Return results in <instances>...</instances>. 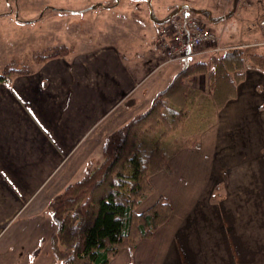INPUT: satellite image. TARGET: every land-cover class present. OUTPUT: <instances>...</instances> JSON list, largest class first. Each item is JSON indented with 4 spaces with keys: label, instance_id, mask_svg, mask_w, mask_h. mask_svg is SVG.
<instances>
[{
    "label": "crops",
    "instance_id": "crops-1",
    "mask_svg": "<svg viewBox=\"0 0 264 264\" xmlns=\"http://www.w3.org/2000/svg\"><path fill=\"white\" fill-rule=\"evenodd\" d=\"M115 2L107 10L120 6ZM120 2L127 25L144 17L133 15L130 3L150 19L151 36L138 37V48L103 43L71 50L0 83V264H59L50 248L52 200L101 163L108 135L144 112L180 63H210L204 51L164 64L155 42L161 23L201 17L226 48L260 44L248 52L264 55L258 26L264 0ZM191 81L207 93L206 76ZM149 184L151 194L135 212L164 198L167 221L108 264H264V74L247 67L215 123Z\"/></svg>",
    "mask_w": 264,
    "mask_h": 264
},
{
    "label": "trees",
    "instance_id": "trees-1",
    "mask_svg": "<svg viewBox=\"0 0 264 264\" xmlns=\"http://www.w3.org/2000/svg\"><path fill=\"white\" fill-rule=\"evenodd\" d=\"M69 51L53 48L35 61L39 65ZM247 67L264 74V55L235 49L211 57L209 64L186 65L144 112L108 135L99 166L66 186L49 205L56 226L50 248L59 264H108L120 249L133 250L167 221L170 207L164 198L135 212L151 194L149 178L167 172L169 159L215 123L217 110L235 97ZM34 69L8 64L0 83ZM197 76H206L208 93L192 85Z\"/></svg>",
    "mask_w": 264,
    "mask_h": 264
},
{
    "label": "rangeland",
    "instance_id": "rangeland-1",
    "mask_svg": "<svg viewBox=\"0 0 264 264\" xmlns=\"http://www.w3.org/2000/svg\"><path fill=\"white\" fill-rule=\"evenodd\" d=\"M115 1L0 0V72L8 64L15 69H34L37 66L35 61L37 55H47L53 48L61 46L71 51L83 50L92 45L111 43L119 46L121 51H125L129 47L128 52H132L139 46L138 37L141 40H149L148 38L151 36L150 19L146 13H137V6L130 3L133 15L140 17L144 15L145 18L135 19L127 25V22H123L122 15L125 8L123 5L121 6L123 2L118 0L119 7L107 10L108 7L116 5ZM231 1H224V3H231ZM192 17L204 25L201 17ZM205 27L210 29L211 26ZM169 31L171 30L169 29ZM156 39L157 36L155 41ZM220 44L225 47L221 39ZM261 45L264 46V42ZM239 46L243 48V51H248V47H257L260 44L239 43L228 50H235ZM204 51H207L206 46L199 47L196 53ZM165 56H163L164 59ZM189 62L180 63L179 68H183ZM95 167L97 166H93L89 170L95 169ZM81 177L80 174L76 179L80 180Z\"/></svg>",
    "mask_w": 264,
    "mask_h": 264
},
{
    "label": "built area",
    "instance_id": "built-area-1",
    "mask_svg": "<svg viewBox=\"0 0 264 264\" xmlns=\"http://www.w3.org/2000/svg\"><path fill=\"white\" fill-rule=\"evenodd\" d=\"M258 26L264 33V17L259 20ZM155 42L163 55L167 56L164 64L189 58L203 46H206V52L211 55H220L228 51V48L221 46L220 38L215 33L190 16H172L159 25ZM236 49L243 48L239 46Z\"/></svg>",
    "mask_w": 264,
    "mask_h": 264
}]
</instances>
